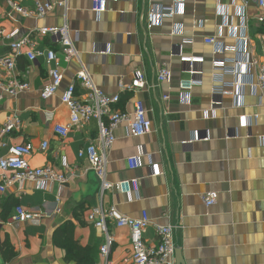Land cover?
Segmentation results:
<instances>
[{
  "label": "crops",
  "instance_id": "crops-1",
  "mask_svg": "<svg viewBox=\"0 0 264 264\" xmlns=\"http://www.w3.org/2000/svg\"><path fill=\"white\" fill-rule=\"evenodd\" d=\"M0 0V57L9 53L14 40L28 37L37 50L52 49L57 54L63 81L57 93L48 100L39 97L47 80V65L42 58L29 63L23 56L17 61V74L24 77L27 92L0 102V130L12 115L20 119V128L0 137V157L10 146L29 145L31 168L51 166L62 172L63 184H48L38 189L33 183L10 185L0 192V246L7 241L16 256L5 261L0 248V264H75L66 260V252L55 246V230L66 222L73 224V239L81 247L95 251V263L103 264L99 253L102 232L88 222L91 211L102 205L114 207L121 215L138 219L146 212L150 221L143 238L147 246H156V226L174 227V256L166 264H264V91L245 86L243 104L236 106L228 96L212 97L211 74L214 58L231 59L232 53L215 55L214 47L204 39L214 38L221 45L235 46L237 41L228 28H222L219 8L228 10V21L239 26L244 11L247 26L245 51L257 66L264 64V22L255 0H185L183 13L149 27L146 15L153 5L168 6L171 0H108L107 12L97 18L89 0H49L65 2L55 6L42 19L22 18L12 13ZM39 2L45 0H36ZM35 0L23 6L33 10ZM240 12V13H241ZM202 23L196 27L195 23ZM67 24L81 64L95 86L107 95L120 97L115 109L130 112L133 102L140 101L151 122V132L142 137H129L126 124L114 130L115 141L107 156V180L112 183L140 179L142 188L130 196L114 189L100 195L98 178L88 162L78 158L79 151L95 142L98 127L95 121L74 127L61 139L54 133L58 125H67L69 110L60 98L74 83L80 69L77 61L65 62L60 46L48 37H39L41 27ZM181 25L182 37L172 35ZM192 39L183 45L182 39ZM181 56L202 58L190 67ZM27 61V62H26ZM18 63L24 68L19 70ZM161 67L171 73L170 81L159 83L156 75ZM141 72L145 85L135 91H121L119 83L128 86L133 73ZM257 69L252 68L246 81L256 82ZM8 76L0 70V78ZM200 80L193 89L190 104H184L180 81ZM229 81L232 78H228ZM84 91L77 88V95ZM168 99L164 100L163 97ZM263 101L262 103L260 102ZM211 101L221 107L215 118L206 119ZM246 117L247 122L241 118ZM250 122V123H249ZM43 142L48 148L41 149ZM141 154V167L130 170L127 159ZM65 159L69 169H62ZM149 161L159 165L160 176H152ZM2 172L0 171V178ZM216 194V203L204 206L202 196ZM16 206L41 213L36 224H9ZM114 238L109 259L112 264H133L129 230L109 223Z\"/></svg>",
  "mask_w": 264,
  "mask_h": 264
},
{
  "label": "built area",
  "instance_id": "built-area-1",
  "mask_svg": "<svg viewBox=\"0 0 264 264\" xmlns=\"http://www.w3.org/2000/svg\"><path fill=\"white\" fill-rule=\"evenodd\" d=\"M26 0H7L8 9L22 18L42 19L55 7H64L65 2L51 3L49 0L42 2L36 1L33 10H28L23 6ZM91 10L94 15L99 18L103 13L107 12L108 0H89ZM116 3L118 0H111ZM154 1L161 0H150ZM185 0H171L170 5H153L146 15L149 27L158 25L163 20L173 19L175 16L183 13ZM255 4L262 15L258 19L264 22V0H255ZM228 10L220 7L219 13L223 18L224 24L222 28H228L232 37L237 41L235 46L221 45L214 38L204 39L205 44L214 47L215 55H223L224 53H232L231 59L214 58L212 62L211 74V95L212 97L228 96L235 100L236 106L243 104L242 90L245 86H249L256 94L258 91H264V64L257 66L245 51L247 42V26L244 18V11L239 12L241 23L234 26L228 21ZM196 27H201L202 23H195ZM39 37H48L57 43L64 55L65 62L72 60L77 61L80 65L79 71L76 73L74 83L68 86L61 95L60 101L67 106L69 110V122L67 125H58L54 128V133L64 139L68 136L70 130L74 127L84 126L90 121H95L98 127V136L95 142H91L87 147L78 153L79 159L88 162L91 170L97 176L100 182V195L106 191L115 190L118 193L130 196L131 193L138 194L142 188L140 179H131L121 181L115 184L107 180V156L115 141L114 130L118 125L125 123L129 137H142L150 134L151 122L146 117V110L143 103L135 101L132 104L130 112H122L115 109V105L119 103L120 97L116 95H107L98 89L85 67L81 64L78 53L74 46V41L70 35L68 26L64 23L61 27H41L35 30ZM18 34V30L12 31L7 35V39L11 40L9 44V53L5 57H0V70L8 77L0 78V102L5 96L14 97L27 92L30 88L24 77L17 74V61L21 57H25L29 63H34L37 59L42 58L47 69V80L39 92V97L43 100L52 98L60 88L63 75L60 70L57 54L52 49L37 50L33 41L28 37L14 40ZM172 35L182 37L181 25H175ZM5 36V32L0 28V39ZM183 45H192V39H182ZM180 61L187 63L190 67L189 73L193 76L195 73L191 70L193 64L202 62V58L193 56H181ZM257 69L256 82L252 83L245 80L252 68ZM159 83L170 81L171 73L167 67H161L156 75ZM228 78H232L231 81ZM145 85L144 76L141 72L133 73L132 83L125 86L119 83L121 91H135ZM201 81L191 78L190 80L180 81L179 90L182 94L184 104L189 105L191 94L195 87L200 86ZM77 88H81L83 95H77ZM167 100L168 97H163ZM264 101V100H263ZM263 101L260 100L262 103ZM221 107L219 101H211L209 110L204 112L206 119L215 118L216 111ZM247 122L246 117L241 118ZM250 123V122H249ZM20 119L12 115L0 130V137L10 135L14 130L20 128ZM264 145V137L261 139ZM2 147L6 148L5 156L0 157V192H4L5 188L10 185H23L25 183H33L38 189H45L48 184L66 182L67 177L62 172L55 171L51 166H45L38 169L30 167L28 158L32 154L29 145L21 144L18 146H10L2 143ZM48 148V143L43 142L42 150ZM127 165L130 170H136L141 167V154L127 159ZM62 169H69L65 159L61 160ZM149 167L152 176H160L162 172L159 165L149 161ZM202 202L205 207L210 208L216 203V194L210 193L202 196ZM42 218L41 213H35L17 206L10 217L9 224H38ZM88 222L98 228L103 236V244L99 248V253L103 258V264H112L109 259L110 250L114 244V238L109 230V223L115 228H127L129 230V240L131 246V260L133 264H166L173 258L175 253L174 247V227L172 226H156L155 231L158 237L156 246H147L144 242V234L150 225V221L146 212H142L138 219H130L121 215L114 207L104 210L102 205L94 208L87 217Z\"/></svg>",
  "mask_w": 264,
  "mask_h": 264
},
{
  "label": "trees",
  "instance_id": "trees-1",
  "mask_svg": "<svg viewBox=\"0 0 264 264\" xmlns=\"http://www.w3.org/2000/svg\"><path fill=\"white\" fill-rule=\"evenodd\" d=\"M18 68L22 70L24 66L18 63ZM73 229L74 227L71 222H66L58 227L53 235L54 245L66 252V260L74 261L75 264H94L96 258L94 249L89 246L81 247L73 239ZM0 248L5 261H10L16 256L13 248L7 241L3 242Z\"/></svg>",
  "mask_w": 264,
  "mask_h": 264
},
{
  "label": "water",
  "instance_id": "water-1",
  "mask_svg": "<svg viewBox=\"0 0 264 264\" xmlns=\"http://www.w3.org/2000/svg\"><path fill=\"white\" fill-rule=\"evenodd\" d=\"M98 185L100 184L99 181H97ZM175 256L178 257V253H175ZM176 264H181V261L176 258Z\"/></svg>",
  "mask_w": 264,
  "mask_h": 264
}]
</instances>
